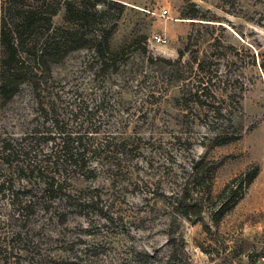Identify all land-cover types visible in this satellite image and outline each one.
<instances>
[{"label":"rangeland","instance_id":"rangeland-1","mask_svg":"<svg viewBox=\"0 0 264 264\" xmlns=\"http://www.w3.org/2000/svg\"><path fill=\"white\" fill-rule=\"evenodd\" d=\"M115 1L124 11L114 64L103 69L79 49L52 66L50 84L59 120L91 122L93 141L127 146L99 156L109 162L92 160L93 177L68 168L66 193L79 200L58 197L24 220L0 199V264H164L172 254L191 264H264V0ZM202 87L204 106L182 97ZM36 103L24 86L0 105V140L46 121ZM226 133L238 138L213 146ZM248 170L256 176L215 223L224 190ZM183 190L193 201L175 209Z\"/></svg>","mask_w":264,"mask_h":264},{"label":"trees","instance_id":"trees-1","mask_svg":"<svg viewBox=\"0 0 264 264\" xmlns=\"http://www.w3.org/2000/svg\"><path fill=\"white\" fill-rule=\"evenodd\" d=\"M190 17L198 14L192 3ZM64 10L63 23L55 25L53 17ZM124 11V4L115 0H3L0 18V105L11 101L27 86L37 101L44 120L29 132L18 138L0 140V199L12 208L13 215L28 219L37 210H48L55 199L65 197L76 201L66 193L69 180L68 168L79 171L85 177H93L91 161L99 156H113L116 147H126L122 140L116 143L93 141L97 132L93 123L76 124L58 119L60 108L56 103L57 92L53 93L52 66L69 53L89 48L100 60V67L106 69L114 64L117 51L111 46V38L117 27V20ZM182 55V51H179ZM197 69H202L198 62ZM202 90L200 93H198ZM204 87L186 90L182 97L193 98L195 105L204 106L201 100ZM76 119L77 114L74 116ZM230 133L213 140V146L226 144L237 139ZM98 157V158H97ZM102 159H108L105 157ZM201 161H194L192 171L198 170ZM210 169V168H209ZM214 166L211 167V171ZM71 172V171H70ZM211 173V172H210ZM235 188L224 190L219 214H212L216 223L242 197L256 176V171L243 174ZM210 184L207 186L209 190ZM81 198H78V200ZM192 200L184 190L172 199V207L178 209L186 200ZM87 203L92 200H84ZM83 203V202H82ZM230 204V206H229ZM164 264H191L188 258L169 255Z\"/></svg>","mask_w":264,"mask_h":264},{"label":"built area","instance_id":"built-area-1","mask_svg":"<svg viewBox=\"0 0 264 264\" xmlns=\"http://www.w3.org/2000/svg\"><path fill=\"white\" fill-rule=\"evenodd\" d=\"M155 40H156L157 43H164V40L161 39V37L156 36Z\"/></svg>","mask_w":264,"mask_h":264},{"label":"bare ground","instance_id":"bare-ground-1","mask_svg":"<svg viewBox=\"0 0 264 264\" xmlns=\"http://www.w3.org/2000/svg\"><path fill=\"white\" fill-rule=\"evenodd\" d=\"M165 42V41H164Z\"/></svg>","mask_w":264,"mask_h":264}]
</instances>
